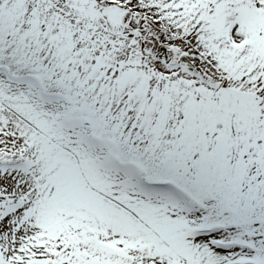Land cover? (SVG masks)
Returning <instances> with one entry per match:
<instances>
[{
  "label": "snow or ice",
  "instance_id": "snow-or-ice-1",
  "mask_svg": "<svg viewBox=\"0 0 264 264\" xmlns=\"http://www.w3.org/2000/svg\"><path fill=\"white\" fill-rule=\"evenodd\" d=\"M0 264H264V0H0Z\"/></svg>",
  "mask_w": 264,
  "mask_h": 264
}]
</instances>
